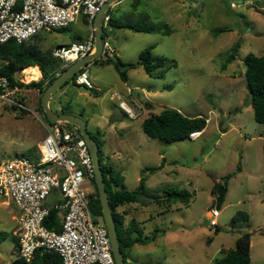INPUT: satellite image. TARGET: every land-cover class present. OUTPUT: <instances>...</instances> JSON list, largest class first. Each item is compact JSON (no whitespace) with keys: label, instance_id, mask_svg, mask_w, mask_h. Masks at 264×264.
Returning a JSON list of instances; mask_svg holds the SVG:
<instances>
[{"label":"rangeland","instance_id":"rangeland-1","mask_svg":"<svg viewBox=\"0 0 264 264\" xmlns=\"http://www.w3.org/2000/svg\"><path fill=\"white\" fill-rule=\"evenodd\" d=\"M108 13L122 26L107 25L105 29L116 58L126 64L121 69L127 71V81L112 65L97 60L85 68L93 88L70 81L53 95L50 107L58 113L60 106L70 104L90 134L96 135L102 165L121 175L124 190H135L143 170L163 164L148 176L147 195L157 197L168 189L191 194L188 206L173 205L161 216L157 214L163 206L155 203L136 205L138 212L120 211L126 225L131 217H153L143 227L138 225L143 237L151 236L155 229L168 232L150 244L134 245L128 263L215 264L223 250L235 248L242 232H250L251 264H264V125L254 118L244 63L248 55L264 56V0H141L137 6L132 0H119ZM160 23L170 26L173 33L124 28ZM87 34L83 17H79L66 29L40 32L33 41L42 50H53L73 36L83 41ZM237 42L238 54L229 61ZM150 46H154L153 56L174 60L177 67L160 78L147 75L141 65L128 69L127 64L137 63ZM28 69L18 75L22 91L14 95V99L26 101L28 110L0 98V162L37 159L46 137L40 93L34 95L28 86L42 80V72L39 80H27ZM59 69L60 65L57 72ZM128 88L132 96H127ZM115 94L136 110V119L121 111ZM165 108L179 110L186 117L205 118L207 127L197 139L170 143L148 137L142 128L144 119ZM239 164L241 172H237ZM215 186L220 187L217 193L213 192ZM221 190L226 195L218 209L216 233L210 220ZM239 211L248 213L250 219L233 222ZM17 215L13 204L0 199V264H14L18 258Z\"/></svg>","mask_w":264,"mask_h":264},{"label":"built area","instance_id":"built-area-1","mask_svg":"<svg viewBox=\"0 0 264 264\" xmlns=\"http://www.w3.org/2000/svg\"><path fill=\"white\" fill-rule=\"evenodd\" d=\"M110 1L0 0V44L10 40L21 44L44 30L66 29L79 17H84L90 26L89 37L79 44L53 49V57L62 64L61 70L66 69L94 51V20ZM108 12L103 18V27L111 20ZM112 54L109 40L104 39L100 59L107 61L113 58ZM22 71L15 73V82ZM74 82L93 88L85 68L77 73ZM20 91L19 86H12L8 78H0V98L28 110L25 100L14 99ZM128 94L131 95L130 89ZM114 99L125 115L131 119L138 117L136 110L122 96L115 94ZM42 125L46 137L39 146L37 160L18 157L0 162V199L18 209L15 219L18 257L31 262L36 252L41 251L57 253L63 264H116L107 228L91 211V204L96 199L95 170L87 142L76 126L48 120ZM200 135L201 132H194L190 139ZM53 211L58 213L59 231L46 225ZM211 215L210 226L215 228L220 212L213 210Z\"/></svg>","mask_w":264,"mask_h":264},{"label":"trees","instance_id":"trees-1","mask_svg":"<svg viewBox=\"0 0 264 264\" xmlns=\"http://www.w3.org/2000/svg\"><path fill=\"white\" fill-rule=\"evenodd\" d=\"M133 5L137 6L141 0H132ZM113 28H121L122 26L116 23L112 18L108 24ZM124 28L130 29L134 32H154L161 31L164 34L170 35L173 30L167 24L160 23L156 27H144L141 25H127ZM38 36V35H36ZM35 36V37H36ZM104 39H108V31L104 26ZM33 37L27 42L18 44L15 40H10L4 44H0V78L6 77L11 82L12 86L16 85L14 75L18 71L30 68L27 71L35 70L42 72V80H39L40 76H36L34 80L28 86L32 89H37L40 93V97L44 94L46 88L52 84L57 77L65 72L67 69L61 70V62L53 57V50H42L34 40ZM240 48V43L237 42L231 49V55L229 61L236 58ZM154 46L146 48L139 56L137 63L127 64L128 69L136 68L138 65L143 66L147 75L151 77H164L165 73L171 68H176L177 64L174 60L165 59L163 57H155L152 55ZM102 64L113 65L118 71L120 78L123 81H127V71H123L121 68L125 66L120 59L110 58L107 61L97 59ZM95 60L93 63H97ZM246 71L245 79L251 93V106L254 111L255 121L264 125V56L248 55L244 60ZM60 65L59 72L57 69ZM38 67V68H36ZM226 66H223L225 69ZM77 74L74 75L63 87L68 85L70 81H75ZM62 87V88H63ZM61 88V89H62ZM97 96V93L95 94ZM40 98V100H41ZM149 105V104H148ZM43 112L42 106L40 105ZM57 114H71L69 104L62 106L61 110ZM207 127V120L202 117H186L179 110L172 108H165L159 114H153L144 119L142 128L144 133L152 138L164 140L167 142H177L181 140L190 139V135L194 132H203ZM91 137L97 142L99 147L100 161L102 162V151L99 140L95 134H91ZM39 156L37 157V159ZM35 159V160H37ZM104 180L106 184V190L109 196L110 207L113 211L115 218L118 237L121 245V252L124 255L126 264L130 256V249L136 244L147 245L154 242L160 234H165L166 230L155 229L151 236L143 237L142 231L138 228V223L135 219H132L128 225L125 224L124 218L119 214L118 210L121 207L140 204L146 205L145 198L151 199L149 202H153L158 206H163L166 210H169L171 206L177 204H183L188 206L191 200V194L186 190L168 189L163 192L162 195L153 197L148 196L146 192V182L149 175L156 173L163 167H148L141 172V178L139 186L133 191L124 190L123 178L119 173H116L112 167H106L101 165ZM237 172H241V165L237 167ZM226 185V184H225ZM122 186V189L119 188ZM93 187L95 191L96 199L91 204L92 214L98 220L104 222L102 213L101 202L99 200L97 186L95 179L93 180ZM220 190L219 186H215L214 193ZM219 200V194L217 197ZM222 203V202H221ZM220 207V206H219ZM57 212L53 211L49 220L47 221V227L51 230L59 231V223L57 220ZM250 216L246 212L239 211L233 217V222L245 221L247 222ZM105 224V222H104ZM216 228V233H219V229ZM18 237L15 236V246L19 251ZM252 235L250 232H242L236 241L234 249L223 250L221 256L216 259L215 264H251L250 249H251ZM17 251V253H18ZM14 264H63L61 257L54 252H41L37 251L31 262H26L21 258H17Z\"/></svg>","mask_w":264,"mask_h":264},{"label":"water","instance_id":"water-1","mask_svg":"<svg viewBox=\"0 0 264 264\" xmlns=\"http://www.w3.org/2000/svg\"><path fill=\"white\" fill-rule=\"evenodd\" d=\"M118 1L119 0H111L110 2H107L102 8V10L97 14L94 20V27L96 29L94 51L88 56L80 59L79 61L69 66L65 70V72L60 74L57 77V79L46 88L41 98V106L43 112L45 113L46 119L50 123H67L69 125L76 126L79 129L84 140L87 142L90 154L93 158V166L95 170V184L97 186L99 200L101 202L105 226L107 228L108 235L111 241L112 252L115 259V263L126 264L124 260V255L121 252V245L118 237L115 218L113 216V211L109 203V196L106 190L104 174L101 167L102 163L100 161L98 144L91 137V134L87 128V124L82 118L77 117L76 115L73 114H57L50 107V101L56 92H58L81 69L86 68L88 65H90L95 60L100 58L104 46L103 18L105 14L109 11L111 6ZM80 42H81L80 40H76L74 43L79 44ZM225 195H226V190H221L219 192L217 209H219V206L223 201Z\"/></svg>","mask_w":264,"mask_h":264},{"label":"crops","instance_id":"crops-1","mask_svg":"<svg viewBox=\"0 0 264 264\" xmlns=\"http://www.w3.org/2000/svg\"><path fill=\"white\" fill-rule=\"evenodd\" d=\"M83 22L86 24V26H87V28H88V34H87V37H86V39L89 37V35H90V26H89V23L87 22V20L83 17ZM85 39V40H86ZM76 40H80V41H82L81 39H79L78 37H76V36H73V37H71V39L68 41V42H66V43H62L63 45H70V44H72V43H74ZM84 41V40H83ZM112 50H113V48H112ZM112 57H113V59H115L116 57H118V55L116 54V52L113 50V54H112ZM113 66V65H112ZM114 67V66H113ZM36 68H38V67H36ZM86 71L88 72V70L86 69ZM30 72H36L35 70H30V71H25V74H28V73H30ZM89 73V72H88ZM41 75V72L40 71H37V76H40ZM131 90V88H128L127 89V92H126V94H127V96H130L129 94H128V90ZM37 91L38 90H35L34 89V95H36L35 94V92L37 93ZM133 95V92H132V90H131V96ZM114 98V97H113ZM67 104V103H66ZM69 104V103H68ZM50 105H51V101H50ZM62 105V104H61ZM62 106H64V105H62ZM62 106H60L59 107V111L61 110V108H62ZM69 108H70V112H71V114H73V115H76L73 111H72V108H71V106H70V104H69ZM55 112V111H54ZM77 116V115H76ZM201 134H202V132H201ZM150 203H153V202H148L146 205H143L142 207H144V206H147V205H149ZM136 205H139V204H131V205H127V206H124V207H121V208H119V210H118V212L120 213V211H122V209H133V210H135V212H138V210H139V208L136 206ZM157 205V204H156ZM160 207V206H159ZM174 209H177L175 206H174ZM171 209H169V210H166L165 211V209L163 208V211H159L158 212V216L160 215H164V214H166L167 212H169ZM143 214L141 213V216H142ZM132 219H135V221L138 223V225L139 226H142L143 227V225H145V224H147L148 222H150V221H152L153 220V217L150 215L148 218L147 217H145V218H140V219H136V218H134V217H131V219L130 220H132ZM167 231H166V233L165 234H161V235H163V236H166L167 235ZM251 245H252V241H251Z\"/></svg>","mask_w":264,"mask_h":264},{"label":"bare ground","instance_id":"bare-ground-1","mask_svg":"<svg viewBox=\"0 0 264 264\" xmlns=\"http://www.w3.org/2000/svg\"><path fill=\"white\" fill-rule=\"evenodd\" d=\"M26 79L27 80H34L35 79V77L37 76V71L36 72H30V73H28V74H26Z\"/></svg>","mask_w":264,"mask_h":264}]
</instances>
